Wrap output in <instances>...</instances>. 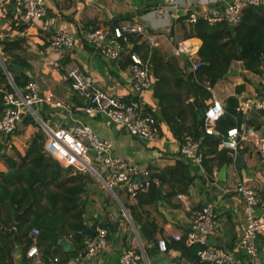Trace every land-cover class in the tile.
<instances>
[{
  "label": "crops",
  "instance_id": "obj_1",
  "mask_svg": "<svg viewBox=\"0 0 264 264\" xmlns=\"http://www.w3.org/2000/svg\"><path fill=\"white\" fill-rule=\"evenodd\" d=\"M207 1L201 4L199 0H181L177 8H172L162 0H45V15L20 31L10 26L22 24L19 20L22 6L14 0H0V53L4 60L1 55L0 57L6 65L20 66V70H14L17 73L22 72L29 81L37 82L41 95L50 92L55 100L62 103L61 107L43 102L33 105L34 113L52 129L70 128L76 124L87 125L98 138L111 144L113 156L133 162L150 173L158 172L174 165L182 157L179 154L178 140L159 113L158 99L153 89L155 84L140 95L144 109L153 114L159 128L158 138L149 140L129 135L102 113L85 114L80 110L81 101L71 91L70 83L64 76V67L72 61L78 62L100 88L123 100H129L134 95L130 83L129 64L123 67L120 60L108 61L98 54L93 46L84 43L82 36L91 28L134 21L158 35L160 46L156 48L155 54L166 60L175 61L183 72H193L192 64L198 62L197 50L201 41L197 37L188 39L183 37L184 27L188 26L187 20L183 19L184 13L187 11L199 14L206 11L218 14L231 0ZM58 29H64L73 35L75 47L71 52L65 53L50 46L49 38ZM15 38L21 41V48L15 52L2 51V40ZM177 42L189 47V55L183 57L172 54V47ZM134 44L148 46L141 37L131 39L128 48H132ZM12 53H17L23 59L24 67L12 62ZM231 68L236 70L235 73L221 78L210 87L213 99H218L224 104L227 97L235 95L240 102L259 93L264 87V73L255 75L245 70L240 61H234ZM7 81L9 82L8 79ZM240 84H244L245 89L237 95L235 87ZM3 89H6L5 82L0 84V92H3ZM256 111L258 110L247 111L246 117L252 119L254 125L259 126L257 130L264 133V114H258ZM38 126L41 127L39 123ZM38 126L21 122L16 129L17 132L10 138V146H2L0 156L13 155V150L24 155ZM246 148L248 151L252 150L251 146L247 145ZM224 165L225 169L222 170ZM97 168L101 171L99 167ZM8 170V166L0 159V172ZM190 172L194 175V180L184 193L191 202L189 211L182 207L176 195L168 196L170 187L167 184L158 187L160 191L157 189L156 201H152L151 195L147 192L140 194L136 199H130L119 188L115 189L114 194L101 181H95L88 171H81V174L88 173L90 177L76 206L83 211L81 220L88 221L87 229L91 230L89 227L101 223L117 224L116 232L107 229L108 245L86 260L85 264H119L122 249L113 245L117 231L121 232L123 246L124 242H127L141 255L142 264H149L150 260L160 256L166 258L170 264H196L183 257L179 249L171 246L166 253H161L156 241L158 238H165L167 244L171 245L175 241L172 236L183 237L189 228L192 210L202 206H209L212 209L217 223V226L205 236L207 245L233 249L235 259L232 264H252L239 245L244 228V215L242 200L233 187L241 180L253 188L261 199L255 214L264 216V161L259 160L253 152L251 157L245 155V165L239 171L236 170L232 157L229 164L220 166H216V162L213 161L210 176L206 175L202 165L200 168H190ZM48 189L54 190L52 186ZM46 192L45 189L42 190L41 201L38 204V210L43 212L42 215L31 214L29 218L36 217L50 224L55 231H61L60 238L65 237L71 242L74 251L66 252L58 241L49 247L50 240L38 239V254L33 263L39 260L40 264H68V259L77 251V243L72 239V225L80 220L72 216L71 205L65 210L59 208L55 211H43L41 206H49ZM131 206L135 207L132 211ZM77 210L75 208L74 211ZM24 211H19L22 215L18 220ZM131 212L136 214V222L133 221ZM8 214L15 221L16 212ZM126 215L132 221L129 222ZM143 228L150 230L151 240L146 239ZM259 241L264 253V235L259 237ZM26 250L22 244L13 248L11 252L13 264H32V261L26 258ZM0 264H4V261L0 260ZM260 264H264L261 259Z\"/></svg>",
  "mask_w": 264,
  "mask_h": 264
},
{
  "label": "built area",
  "instance_id": "obj_2",
  "mask_svg": "<svg viewBox=\"0 0 264 264\" xmlns=\"http://www.w3.org/2000/svg\"><path fill=\"white\" fill-rule=\"evenodd\" d=\"M14 1L22 6L19 18L22 24H32L46 13L45 0ZM162 1L172 8H177L181 2V0ZM199 1L201 4L208 2L207 0ZM260 4H264V0H231L226 8L218 14H210L206 11L199 14L186 11L184 16L187 14L186 20L189 24L202 17L210 23L224 20L227 24L236 26L241 20L245 7ZM135 37H141L150 49L160 46L157 34L134 21L91 28L83 34L82 40L93 46L95 51L108 61L118 62L121 52L128 49L131 39ZM49 44L54 49L68 53L75 47V39L68 31L58 29L50 36ZM172 54L176 56L189 55V47L182 42H177L172 47ZM129 59L130 83L134 94L129 100H123L100 88L95 84L92 76L86 73L76 61H72L64 67V76L70 83L71 91L80 99V110L85 114L102 113L131 136L149 140L157 139L159 128L156 118L144 109L140 99L141 93L150 90L154 83L149 61L143 60L134 51L129 53ZM197 66L198 62H194L192 70L194 71ZM1 67L3 69V66ZM3 72L6 73L4 69ZM9 84L11 89L3 91L1 103L0 139L3 146H10V138L25 115L29 114L34 117V104L43 102L55 107L62 106V103L55 100L50 92L41 95L39 85L35 81H28L22 88L16 87L10 80ZM207 89L210 90V86H207ZM238 109L244 113L250 110L264 109V87L259 93L238 102ZM223 114L222 102L213 99L204 110L203 135H216L220 138L221 145L231 150L232 157L239 148H246L247 145L254 146L261 153L264 161V133L253 126L242 123L239 127L229 129L226 135H220L215 129L214 123ZM43 131L46 137L45 151L62 167H71L74 171L80 172H91L89 168L94 169L98 175L95 176L114 194H116V190L112 191V189L116 186V189L119 188L130 199H136L149 189L151 182H156L151 178L149 170L141 169L133 162L113 156L111 144L98 138L87 125L76 124L70 128L52 129L45 123ZM179 154L190 168H200L204 156L201 138L185 134L182 142L179 143ZM233 190L242 200L244 215V228L239 245L252 264H260L259 248L255 239L264 235V216L256 215L255 209L259 207L261 199L253 188L241 180L235 183ZM176 198L185 210H191V202L184 193H177ZM82 225L83 229L87 228L88 221L83 220ZM216 226L212 209L209 206H202L192 210V218L185 235L172 237L175 241L183 238L187 246L194 244L200 246L196 251L198 264H232L235 259L233 249L210 246L205 241V236ZM89 228L94 232L93 235L85 237L84 248L76 255L71 256L68 259V264H85L86 260L108 245L109 232L106 227L94 225ZM83 229L78 230V233L83 234ZM38 233L37 228H32V240L25 254L32 264H40L39 260L33 263L38 254L36 238ZM156 245L161 253L168 251L165 238H158ZM141 258L133 246L129 245L122 249L119 264H142Z\"/></svg>",
  "mask_w": 264,
  "mask_h": 264
},
{
  "label": "trees",
  "instance_id": "obj_3",
  "mask_svg": "<svg viewBox=\"0 0 264 264\" xmlns=\"http://www.w3.org/2000/svg\"><path fill=\"white\" fill-rule=\"evenodd\" d=\"M186 18L187 14L183 19ZM24 27H26L25 24L10 26L18 30ZM183 37L200 39L201 44L197 50L198 66L193 72H183L175 61L166 60L155 54L149 61L154 77V95L158 99L162 119L179 143L182 142L185 134L201 138L204 148L202 167L206 175L210 176L213 161L216 162V166L229 164L232 156L231 150L222 146L220 138L216 135H203V126L199 127V109L205 110L213 100L207 86L213 87L229 71L234 61L242 62L244 69L255 75L264 73V4L245 7L233 33L224 20L210 23L199 17L194 23H188V26L184 27ZM2 43V51L5 52H15L21 48V41L18 38L4 39ZM141 50H143L142 53ZM133 51L143 60H150L152 51L149 46L134 44L132 48L120 54L119 60L123 67L130 63L129 53ZM12 62L24 67L23 59L17 53H12ZM6 66L16 87L22 88L29 81L28 77L22 72L17 73L10 64ZM2 82H5L6 90L11 89L3 69L0 68V84ZM244 89V84L237 85L235 94H240ZM2 96L3 92H0V116ZM223 106L224 114L214 123L220 135H226L229 129L239 127L242 123L258 129L259 126L254 125L252 119H248L246 113L238 109V99L235 95L227 97ZM256 112L264 114V109ZM22 123L38 126L36 120L29 114L24 116ZM45 138L43 129L38 126L24 155L13 150V155L1 154L0 156L9 168L7 172H0V260L4 261V264H13L11 252L16 245L22 244L23 248L27 249L32 240V228H37L39 231L37 240H50L49 247L57 244L60 239L61 231H55L50 224L36 217L29 218L31 214L41 216L43 213L38 210L43 189L47 191L46 198L49 203V206H41L43 211H55L59 208L65 210L71 205L72 216L80 220L72 225V239L77 243V251L73 255L84 248V239L90 235L87 228L83 229L81 220L83 211L76 206L90 176L88 173L83 175L80 171H74L71 167H62L45 151ZM219 146L221 148H218ZM151 178L156 182H151L146 192L151 195L152 201H156L158 187L167 184L170 187L168 196L185 193L193 182L194 175L191 174L189 165L180 159L172 166H167L158 172H151ZM49 186H52L54 190L50 191ZM75 208L78 210L74 211ZM130 209L132 211L135 207L131 206ZM22 210H25L24 214L17 222L8 214ZM131 216L136 222V214L131 212ZM100 225L113 232L117 230V224L101 223ZM4 228L9 230L6 231ZM81 229L83 234L78 233ZM128 246V243L124 242V247ZM167 246L179 249L183 257L198 264L196 251L199 245L187 246L181 238Z\"/></svg>",
  "mask_w": 264,
  "mask_h": 264
},
{
  "label": "water",
  "instance_id": "obj_4",
  "mask_svg": "<svg viewBox=\"0 0 264 264\" xmlns=\"http://www.w3.org/2000/svg\"><path fill=\"white\" fill-rule=\"evenodd\" d=\"M228 28L233 33L234 29H235V26L233 24H228ZM155 52H156V49L153 48L152 52H151L150 60L153 58ZM182 56L185 57V54H182ZM0 62H1V65L3 66L4 71L6 72L5 74L7 75L8 80H10V82L13 83L12 77L10 76V73L7 70V66L3 62L1 57H0ZM10 66L12 68L16 69V70H20V68H21L20 66H17V65H14V64H11ZM235 71L236 70H234L232 68L229 69V71L227 73H225L222 78H225L228 75H231V74L235 73ZM34 117H35V120L43 128L45 126V123L35 113H34ZM203 123H204V110L203 109H199V127L203 126ZM2 146H3V143L1 142L0 143V150H1ZM253 152L255 153V155L258 157L259 160H263V157L261 156V153L258 150H256V147H254V146H252V150L251 151H248L247 148H239L237 150L236 154L234 155V166H235L237 171H239L245 165V155L248 154V156L251 157ZM224 169H225V165L223 166L222 170H224ZM89 171H91L94 175L98 176L94 169L89 168ZM115 189H116V186L113 187L112 191L115 190ZM158 191H160L159 188H158ZM21 215H22L21 212L16 211L15 221H17L18 218ZM142 230H143V232H144V234L146 236V239L151 240L152 239V235L150 234L151 233L150 230L146 229V228H143ZM88 233L90 235H93L94 232L91 231V230H88ZM58 242L64 247V250L66 252H73L74 251V247H73L72 243L69 242L65 237L60 238L58 240ZM255 242H256V244H257V246L259 248V257L261 259V262L264 263V253H263V251L261 249V244H260V241H259V237H257L255 239ZM113 245H114V247H116L118 249H123L124 246H123V242L121 241V232L120 231H117L115 237L113 238ZM149 264H170V262L167 261L166 258L160 256V257H157V258H154V259L150 260Z\"/></svg>",
  "mask_w": 264,
  "mask_h": 264
},
{
  "label": "rangeland",
  "instance_id": "obj_5",
  "mask_svg": "<svg viewBox=\"0 0 264 264\" xmlns=\"http://www.w3.org/2000/svg\"><path fill=\"white\" fill-rule=\"evenodd\" d=\"M0 55H1V57H2V59L4 60V57H3V55L0 53ZM1 67V66H0ZM4 90V89H3ZM6 90V89H5ZM42 128V127H41ZM45 133V132H44ZM91 176H92V178L96 181V180H98V181H100V179L99 178H97L92 172H88ZM126 217H127V219L129 220V222L130 221H132V219L128 216V215H126ZM136 250V249H135Z\"/></svg>",
  "mask_w": 264,
  "mask_h": 264
}]
</instances>
